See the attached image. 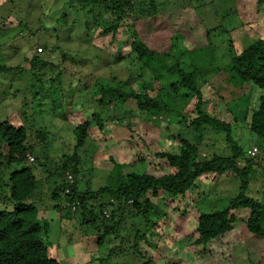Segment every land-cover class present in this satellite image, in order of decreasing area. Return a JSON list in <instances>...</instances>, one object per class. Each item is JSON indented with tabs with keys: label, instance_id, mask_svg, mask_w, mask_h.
<instances>
[{
	"label": "rangeland",
	"instance_id": "1",
	"mask_svg": "<svg viewBox=\"0 0 264 264\" xmlns=\"http://www.w3.org/2000/svg\"><path fill=\"white\" fill-rule=\"evenodd\" d=\"M155 1L156 11L149 0H134L131 7L125 8L117 29L102 33V30L111 28L116 19L115 10L109 12L103 5L94 9L99 17L96 21L92 13H86L91 6L82 10L78 0H0V123L9 118L16 126H24L29 143L37 150L36 155H32L46 162L44 169L37 160L33 163L26 160L25 165L31 166L40 180L42 197L37 204L40 216L50 222L44 241L49 243L50 255L62 264L148 262L128 245L132 243L137 227L149 230L151 223L142 217L123 222L120 227V237L125 239L123 244L121 238L114 239L110 231L104 235L103 225L84 224L83 217L73 214L71 209L54 208L48 183L51 179L47 176L50 169L58 166L65 165L66 171L77 167L80 170L79 189L95 191L121 169L123 173H167L165 161L156 153H178L181 138L191 142L199 138L197 128L188 126L197 115L196 95L186 89L170 88V83L178 77L173 72L177 61L187 70L198 68L204 111L231 121L233 135L247 155L264 159V139L250 131L247 125L250 103L257 101L264 90L257 89L252 94L248 85L230 84L225 70L235 54L255 40L264 39V3L261 0ZM65 11L68 12L67 21L64 20ZM59 19L65 23L61 29L55 26ZM95 21L96 30L89 31V23ZM25 24L28 30L40 34L35 43L31 36L29 38L33 40L28 39L26 31L20 36L19 31L25 28ZM45 25L48 30L44 29ZM56 28L59 30L54 32L52 29ZM134 31L154 53L146 62L135 61L130 52ZM42 41L65 50L71 59L65 63L67 84L63 83V96L59 95L58 85H52L56 74H52L51 69L39 73L38 64L32 66V56ZM58 52L52 50L47 54L51 60H56L60 58ZM167 66L172 70L169 71ZM157 71L163 84V88H157L160 96L173 97L174 108L170 114L154 116L155 120L151 121L152 114L139 113L133 100L117 107L113 104L105 107L94 100L99 88L96 82L101 86L133 77L138 81L135 86L145 91L143 83L153 80ZM78 84L81 90L73 93L72 86ZM84 84L86 89H83ZM93 111L100 112L107 119L104 127L100 128L92 119L85 145L76 150L74 129L90 118ZM39 127L48 131L45 143L35 135ZM205 133L204 141L208 146L204 145L202 155L210 151L228 152L222 133L211 129ZM255 146L258 152L253 156L251 150ZM5 150L0 141V151ZM64 154L74 155L65 163ZM262 161L263 164L257 162L258 176L253 179L249 190L255 197L264 194ZM240 163L245 165L243 159ZM22 164H13L10 170L20 169ZM129 164L132 167L128 168ZM239 185L236 173L227 171L217 178L209 175L197 179L195 187L185 197L162 193L154 198V206L161 215L159 217L154 212L150 216L156 220L153 230L148 231L153 233L149 236L152 245L144 244V250L152 253L151 264H190L200 256L201 247L195 243L200 212L224 208L238 194ZM100 197L90 204L94 205ZM69 211L72 213L67 215ZM237 213L242 225L249 211L242 209ZM238 234L242 241L249 232L242 225ZM102 235L105 236L104 242L99 243ZM239 243L234 246V256L231 255L232 243L223 256H218V260L213 256L208 264L264 263V239L249 235L242 244Z\"/></svg>",
	"mask_w": 264,
	"mask_h": 264
},
{
	"label": "trees",
	"instance_id": "2",
	"mask_svg": "<svg viewBox=\"0 0 264 264\" xmlns=\"http://www.w3.org/2000/svg\"><path fill=\"white\" fill-rule=\"evenodd\" d=\"M81 5L80 9L85 10L87 5L91 8L86 13H92L94 19L98 21V15L94 10L97 6L103 5L104 8L111 12L115 10L116 19L111 28L102 30L107 33L110 30H116L120 24L125 8L131 7L134 0H78ZM155 7L156 1L149 0ZM264 3V0H261ZM78 5V4H77ZM74 5V8L77 7ZM84 8V9H83ZM68 12L65 11L64 16L67 21ZM69 19L72 17L69 15ZM63 19L56 21L55 26L64 27ZM90 22L88 30H96L97 22ZM76 23H72L73 26ZM25 28L19 31L20 36H24L25 31L28 32V39L38 41L39 33L33 29ZM44 29L48 30V27ZM54 32L59 29H52ZM32 37L31 39L29 37ZM42 47L46 52L39 53L37 48L32 56V66H37L38 72H45L51 69L52 74H56L52 78V85L56 83L60 90L59 95L65 89V63L71 61L65 50L59 47H52L49 43L42 41ZM57 52L60 58H49L47 53ZM48 51V52H47ZM135 61L146 62L147 58L154 53L148 45L139 38L137 32L134 31L131 51ZM130 56V54H129ZM157 60L160 58L157 56ZM7 67V66H6ZM169 71L172 69L167 66ZM177 78L170 83V88L177 90L178 88L186 89L193 92L197 97L196 113L188 124L190 127H196L199 131V138L195 142H191L187 138H181L179 152H158L157 157L165 161V166L169 170L162 175H155L148 171L144 172H122L115 171L111 179L100 187L98 190L82 191L78 187V175L80 170L77 167L70 169L75 177V183L71 185V193L66 195L65 189L69 185L66 178V168L58 166L56 169H50L48 172L50 189V199L54 202V208H72L64 205V201L69 200L77 204L73 214L82 216V223H91L92 226L103 225L105 228L104 235L107 233L114 235L113 238L120 237V227L125 221L135 217H142L148 223H151L149 230H143L137 227L133 241L128 247L134 249V253L140 255L142 259L147 258L146 264L153 262L152 253L147 252L144 244H149V236L152 235L148 231L153 230L156 220L150 219L152 213H156L160 217L161 213L157 212L154 206V198L162 193H169L174 196L185 197L195 187V182L201 177L213 175L216 178L224 175L227 171L236 173V178L240 181L238 194L231 198L222 209L212 212H200L198 216V224L196 231L198 237L195 243L201 247V255L193 259L190 264H208L214 259L218 260V256H223L227 251L229 244L234 243L231 255H235L234 246L242 244L244 240L251 235L264 239V194L262 197L253 196L249 190L250 185L258 176V164H263L264 159L258 160L257 157H250L247 151L241 146L233 135V123L226 119H222L217 115H209L204 111L203 92L198 86V68L187 70L177 61L173 69ZM228 78L238 86L248 85L252 89V94L257 89L264 90V39H257L242 52L235 54L225 68ZM158 72V71H157ZM155 74V78L149 82H144L145 91L138 89L135 84L138 83L137 78L131 77L129 80L117 81L115 84L99 85L94 96V100L100 105L110 107V105L125 106L129 100H133L136 104V110L139 113L152 114L151 121L154 116L162 114H170L174 108L173 97L166 98L160 96L157 88H163V84L159 79L160 73ZM37 73V74H39ZM159 74V75H158ZM169 80V79H168ZM163 81V80H162ZM67 84V83H65ZM51 85V86H52ZM86 89L87 85H83ZM35 88V87H34ZM73 93H77L80 84L72 86ZM92 106V105H91ZM114 107V106H113ZM157 118V117H156ZM92 119H94L100 128L104 127L106 120L98 111H93L91 117L85 122L76 125L74 132L76 135V150L85 145V141L89 135ZM186 120V118H184ZM247 125L250 131L264 139V94L258 97V100L250 103L249 117ZM187 123V122H186ZM211 129L217 133L224 135L227 142L228 152L220 154L216 151L202 155L206 131ZM38 140L46 142L45 138L48 131L44 127H39L35 131ZM29 134L24 126H16L9 118L0 123V141L3 143L5 151H0V264H62L56 257L50 255L49 243L44 241L50 229V222L43 219L40 215L37 201L40 196V180L37 178L34 169L25 165L27 154H35L36 148L28 141ZM75 154V153H74ZM73 154V155H74ZM71 154H64L62 159L65 163L72 159ZM241 159L244 160V166H241ZM35 160L41 167L46 165L45 161H41L40 157ZM23 163V164H22ZM33 163V162H32ZM64 163V164H65ZM13 164H22L23 166L17 170H10ZM25 165V166H24ZM132 167L131 164L127 165ZM261 167V166H260ZM123 168V167H120ZM118 168V169H120ZM173 171H171V170ZM7 170V171H6ZM8 172V173H7ZM7 173V174H6ZM261 174V172H260ZM101 196L94 205L90 202L96 197ZM106 196L104 201L102 198ZM109 209V210H106ZM246 209L249 211L245 223L242 225L248 230L249 235L240 240L238 230L242 226L239 223L238 211ZM108 211L109 216L105 214ZM72 212L69 211L67 215ZM81 214V215H80ZM92 218V220H87ZM104 235L99 237V243L104 242ZM121 238V237H120ZM125 242L121 238V243ZM130 243V242H129ZM124 244V243H123ZM150 246L152 243L149 244ZM121 247V245H119ZM241 245L236 247L239 249ZM114 250V249H112ZM214 254V255H213ZM250 259V258H248ZM251 260V259H250ZM231 261V258H230ZM256 264V263H255ZM264 264V263H258Z\"/></svg>",
	"mask_w": 264,
	"mask_h": 264
},
{
	"label": "built area",
	"instance_id": "3",
	"mask_svg": "<svg viewBox=\"0 0 264 264\" xmlns=\"http://www.w3.org/2000/svg\"><path fill=\"white\" fill-rule=\"evenodd\" d=\"M37 52H39V53H41V52H44V49H43V47L42 46H39L38 48H37ZM251 154L254 156V155H256L257 154V152H258V147H253V149L251 150ZM203 155H205V154H203ZM27 161H29L30 163H32V162H35V156L34 155H32L31 153H28L27 154ZM66 178H67V181H68V183H69V185L66 187V189H65V194L66 195H68V194H70L71 193V185L72 184H74L75 183V177H74V175H73V173L72 172H70V171H67L66 172ZM64 205H66L67 207H71L72 208V210L74 211L75 209H76V207H77V204L75 203V202H72V201H69V200H65L64 201ZM105 214L107 215V216H109V213H108V211H105Z\"/></svg>",
	"mask_w": 264,
	"mask_h": 264
}]
</instances>
